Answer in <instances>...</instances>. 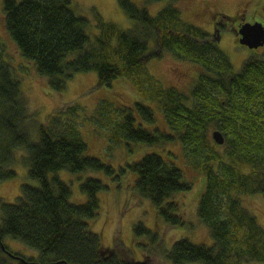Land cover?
Returning <instances> with one entry per match:
<instances>
[{
  "label": "trees",
  "instance_id": "16d2710c",
  "mask_svg": "<svg viewBox=\"0 0 264 264\" xmlns=\"http://www.w3.org/2000/svg\"><path fill=\"white\" fill-rule=\"evenodd\" d=\"M178 1L144 0L147 6L169 3L152 16L130 0H118L133 28L123 30L96 15L94 40L89 34L93 22L75 15L70 0H4V12L22 57L35 62L38 75L48 79L57 93H63L75 75L96 72L99 87L126 81L140 97L163 110L165 131L149 130L156 117L151 107L140 103L115 110L104 104L98 114L109 118L103 115L99 128H109L107 135L114 145L121 139L150 148L180 143L186 164L202 177L197 215L210 231L213 245L176 241L162 254L169 263H264V229L243 201L244 196L264 197V51L235 72L217 44L218 35L186 23ZM2 52L0 45V185L15 179L13 168L22 164L38 186L23 185L14 204L0 202V264H152L149 256L134 261L104 248L92 229L100 216L98 195L106 188L101 180L82 183L87 203L74 205L69 185L58 176L62 171L116 173L113 166L88 156L80 132L83 108L68 105L50 114L45 124H38ZM164 53L200 70L187 94L164 89L149 74L147 64ZM35 130L34 141L31 131ZM216 131L223 135V145L214 141ZM23 151L26 156L19 158L18 152ZM126 169L135 175L139 197L150 200L165 223L193 228L179 214L181 204L176 200L190 193L193 184L172 159L150 152L121 167L119 176ZM134 232L160 244L158 236L142 224ZM5 238L20 242L37 256L10 251Z\"/></svg>",
  "mask_w": 264,
  "mask_h": 264
},
{
  "label": "rangeland",
  "instance_id": "374dc122",
  "mask_svg": "<svg viewBox=\"0 0 264 264\" xmlns=\"http://www.w3.org/2000/svg\"><path fill=\"white\" fill-rule=\"evenodd\" d=\"M71 10L75 15L84 17L93 22L89 30L92 40L97 36L95 27L96 15L105 21L117 24L123 30L132 29L134 22L121 9L118 0H70ZM139 9H146L152 16H156L169 5L161 2L147 6L144 0H130ZM177 6L182 12L183 20L202 29L210 35H218L221 41L217 44L230 58L235 72H240L244 62L253 56L262 53L264 48L250 50L240 45L235 37L234 28L237 20L243 23H264V0H179ZM226 16V21L222 19ZM222 17V18H221ZM237 19V20H236ZM222 24L220 28V24ZM217 32V33H216ZM0 45L3 49L2 58L9 65L14 78L20 83L24 98L27 101L29 112L38 124H45L53 112L71 104H78L83 108L81 115L80 132L88 145V156L97 158L107 165L114 167L116 173L107 175L103 172L87 171L72 174L62 171L58 176L69 185L72 195L71 203L84 205L87 196L80 190L81 184L88 179L101 180L106 188L98 195L100 201L99 219L92 224V229L98 233L104 248L115 249L123 257L134 261H144L146 256L151 258L152 264H171L162 254L170 250L174 242L188 239L194 245H203L210 248L213 240L210 231L200 223L197 215L199 193L203 189L201 175L190 168L185 161L183 147L180 143H168L159 147H144L137 144H128L121 139L119 145H114L108 138L109 128H99L103 115L98 110L104 106L112 110L134 107L137 103L151 107L156 117L155 126L150 131L160 129L165 131L166 123L164 112L156 102L146 101L123 80L115 81L110 87H99V77L96 72L77 74L67 83L63 93H57L50 86L48 79L38 75L35 62L22 57L18 47L7 29L4 0H0ZM153 47V46H152ZM149 74L159 81L164 89L176 88L187 94L197 81L198 70L194 65L175 59L171 54L164 53L161 58L151 60L147 64ZM115 121H120L116 115ZM106 113L109 112V110ZM37 130L31 131L33 140H37ZM159 153L165 160L172 159L180 168L185 179L193 184V190L184 195H178L176 200L181 204L179 214L193 225V228L170 226L158 215L156 207L150 200L142 199L134 189L135 175L125 170L119 176L120 168H127V164L138 162L145 154ZM26 153L18 152V157ZM13 170L17 177L0 185V202L14 204L21 195L23 185L38 186V182L29 177L28 168L22 164L16 165ZM128 172V173H127ZM243 197V196H242ZM244 205L257 218L264 229V197H243ZM142 224L158 236L160 244H155L151 236H135L134 228ZM93 231V232H94ZM136 237V240L134 238ZM4 245L12 252L25 257H35L37 252L26 248L20 242L5 238ZM203 264V263H190ZM246 264H264L258 262Z\"/></svg>",
  "mask_w": 264,
  "mask_h": 264
},
{
  "label": "water",
  "instance_id": "95a60500",
  "mask_svg": "<svg viewBox=\"0 0 264 264\" xmlns=\"http://www.w3.org/2000/svg\"><path fill=\"white\" fill-rule=\"evenodd\" d=\"M236 36L240 37L239 44L250 50L264 48V23H244L238 29ZM220 41L221 37L218 38L217 42ZM213 139L219 145L224 144L223 135L219 131L213 133Z\"/></svg>",
  "mask_w": 264,
  "mask_h": 264
},
{
  "label": "flooded vegetation",
  "instance_id": "af4514ba",
  "mask_svg": "<svg viewBox=\"0 0 264 264\" xmlns=\"http://www.w3.org/2000/svg\"><path fill=\"white\" fill-rule=\"evenodd\" d=\"M237 20V19H236ZM244 23L240 20H237L236 23H235V28H234V33H235V37H236V40L237 42L239 43V39L240 37L236 36V33L238 31V29H240V27L243 25ZM214 36V35H213ZM244 47V46H243Z\"/></svg>",
  "mask_w": 264,
  "mask_h": 264
}]
</instances>
